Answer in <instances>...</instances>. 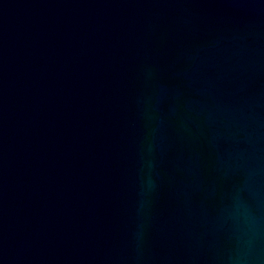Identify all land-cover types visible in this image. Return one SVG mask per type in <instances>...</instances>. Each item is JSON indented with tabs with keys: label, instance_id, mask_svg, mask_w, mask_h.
<instances>
[{
	"label": "water",
	"instance_id": "1",
	"mask_svg": "<svg viewBox=\"0 0 264 264\" xmlns=\"http://www.w3.org/2000/svg\"><path fill=\"white\" fill-rule=\"evenodd\" d=\"M0 264H264V0H0Z\"/></svg>",
	"mask_w": 264,
	"mask_h": 264
}]
</instances>
